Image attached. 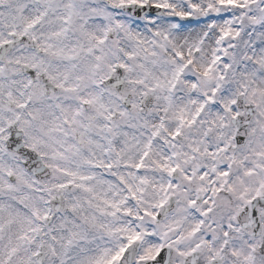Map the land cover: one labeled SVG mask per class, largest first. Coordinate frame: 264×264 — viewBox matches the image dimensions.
<instances>
[{"label":"snow or ice","instance_id":"1","mask_svg":"<svg viewBox=\"0 0 264 264\" xmlns=\"http://www.w3.org/2000/svg\"><path fill=\"white\" fill-rule=\"evenodd\" d=\"M0 264H264V0H0Z\"/></svg>","mask_w":264,"mask_h":264}]
</instances>
